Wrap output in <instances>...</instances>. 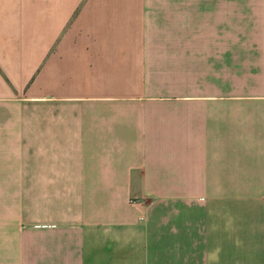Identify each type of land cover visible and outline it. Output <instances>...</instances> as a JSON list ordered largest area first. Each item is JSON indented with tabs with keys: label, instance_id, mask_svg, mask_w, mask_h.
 <instances>
[{
	"label": "crops",
	"instance_id": "crops-1",
	"mask_svg": "<svg viewBox=\"0 0 264 264\" xmlns=\"http://www.w3.org/2000/svg\"><path fill=\"white\" fill-rule=\"evenodd\" d=\"M0 173V264H264V0H0Z\"/></svg>",
	"mask_w": 264,
	"mask_h": 264
},
{
	"label": "rangeland",
	"instance_id": "rangeland-1",
	"mask_svg": "<svg viewBox=\"0 0 264 264\" xmlns=\"http://www.w3.org/2000/svg\"><path fill=\"white\" fill-rule=\"evenodd\" d=\"M21 175L22 173H0V246L6 244L3 241L6 235L20 233V229L23 228V226L12 224V219L16 217L13 205H16ZM6 221L10 223L6 225Z\"/></svg>",
	"mask_w": 264,
	"mask_h": 264
}]
</instances>
